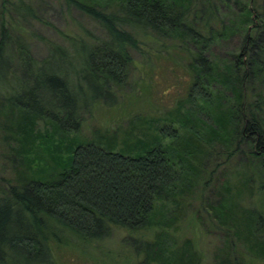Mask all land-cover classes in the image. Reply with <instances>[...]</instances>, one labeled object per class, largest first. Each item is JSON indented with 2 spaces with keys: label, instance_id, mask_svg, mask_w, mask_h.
<instances>
[{
  "label": "trees",
  "instance_id": "obj_1",
  "mask_svg": "<svg viewBox=\"0 0 264 264\" xmlns=\"http://www.w3.org/2000/svg\"><path fill=\"white\" fill-rule=\"evenodd\" d=\"M64 1L96 22L105 38L92 43L75 40L73 53L51 44L48 57L37 65L25 62L16 51L22 62L20 74H29L31 81L19 79L18 95L0 92L18 110L14 150L26 161L28 173L0 187V264H45L50 244L68 237L97 240L110 228L142 235L154 224L159 227L146 239L145 264H203L202 253L189 237L176 246L167 232L171 221L167 201L178 202L188 187L187 171L193 166L184 161V153L198 152L204 134L210 142L229 144L234 139L233 150L243 141L253 159L247 158L264 169V0ZM220 4L229 13L224 19L218 13ZM151 30L193 47L183 52L188 106L180 109V102L170 116L187 130L180 149L163 141L176 136L171 119L149 138L131 132L119 147L112 138L76 136L82 111L95 100L112 96L110 82L125 79L129 49L137 46L134 32L146 36ZM4 33L1 28L0 60L6 52ZM232 34L240 37L238 47L228 57L216 56L210 46ZM7 56L6 73H12ZM76 60L80 66L69 75L83 84L70 87L65 69ZM52 61L56 68L45 72ZM39 87H44L45 95L43 88L39 94ZM46 96L58 100L48 105ZM37 117L50 129L37 130ZM45 157L51 163L30 167ZM224 191L228 199L233 197L229 187ZM225 196L202 206L208 222L224 230L222 246L209 264H252L253 259L245 261L239 253L240 236L246 240L254 236L263 216L250 207L236 212Z\"/></svg>",
  "mask_w": 264,
  "mask_h": 264
},
{
  "label": "rangeland",
  "instance_id": "obj_2",
  "mask_svg": "<svg viewBox=\"0 0 264 264\" xmlns=\"http://www.w3.org/2000/svg\"><path fill=\"white\" fill-rule=\"evenodd\" d=\"M225 10L222 4L218 5V13L223 19L229 14ZM1 28L5 31L3 39L6 52L0 60V90L8 91L14 96L19 94L22 86L20 78L26 82L31 81L29 74H20L22 62L18 59L17 50L21 51L25 62L37 65L48 57L51 44L60 45L73 53L72 42L75 40L82 39L92 43L105 38L96 22L64 0H0ZM134 35L137 46L129 49L131 60L125 79L118 84L110 82L112 96L104 100L97 99L87 110L82 111L80 125L75 133L79 138H112L114 146L119 147L120 140L131 132L136 135L142 133L149 138L157 127L171 119L170 116L174 115L180 102V109L188 106L184 102L188 67L185 66L183 52L187 46L193 49L191 44L180 43L177 37L153 30L146 36L138 32H134ZM239 39L236 34L229 35L215 42L210 49L218 57H228L229 52L238 47ZM78 48L79 54L83 55L85 46ZM7 53L10 56L9 66L14 68L12 73L9 68V73H6L5 63L9 60ZM79 66L80 63L76 60L70 68L65 69V74L71 76L70 72ZM55 68L56 64L52 61L44 70L51 73ZM77 78L74 80L73 75L69 77L70 87L75 86V82L83 84ZM42 88L45 95L44 87H39L38 91L41 92ZM1 93L0 187L5 188L20 173L28 172L26 161L14 150L16 142L13 133L18 110ZM39 94L42 95V92ZM46 98L48 105H54L58 100ZM19 99L23 100V96ZM170 124L175 128L176 136H165L163 141L179 148L178 143L187 130L173 119ZM34 127L37 130L50 129V125L41 117L34 118ZM191 127L193 129L189 124V128ZM205 137L204 134L199 140L198 152L184 153V161L193 168L189 170L186 165V171L189 170V185L178 202L167 201L171 207V221L166 224V230L176 246L189 237L202 253L203 264H209L213 261L214 252L222 246L224 230L216 227L214 221L208 222L202 206L206 202L215 201L218 195L225 196L224 188L229 187L233 197L224 198L228 203L232 201L231 205L236 212L250 207L263 216L254 236L249 240L240 236L243 246L239 248V253L245 261L253 259L252 264H264V171H261L264 169L260 170L258 165L248 159L253 158L249 156V147L243 145V141L238 149L233 150L234 139L225 144L216 140H204ZM38 148L35 147V151H39ZM40 154L43 153L39 151V157L42 156ZM41 163L51 162L48 158L45 161L37 158L30 167L34 168ZM245 175L247 179L242 181ZM192 211H195V218ZM158 227L156 224L150 225L142 231V235L140 231L110 228L100 239L87 242L68 237L64 242L50 244V258L45 264H145L142 258L146 239H151ZM226 232L230 235L228 230ZM231 237L234 236H229ZM154 263L155 261H151V264Z\"/></svg>",
  "mask_w": 264,
  "mask_h": 264
}]
</instances>
